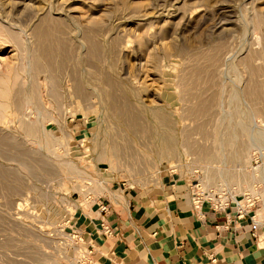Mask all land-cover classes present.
I'll return each mask as SVG.
<instances>
[{"label": "rangeland", "instance_id": "rangeland-1", "mask_svg": "<svg viewBox=\"0 0 264 264\" xmlns=\"http://www.w3.org/2000/svg\"><path fill=\"white\" fill-rule=\"evenodd\" d=\"M43 18L63 25L53 35L64 47L51 73L29 63L42 53L33 30ZM0 25L19 44L0 42V75L17 66L24 99L0 117V264H72L71 229L102 188L148 185L165 170L200 184L199 192L239 195L260 182L252 167L264 159L249 134L246 163L217 165L241 183H209L201 150L216 152L239 118L253 132L264 128V93L258 112L247 94L264 89V0H0ZM234 102L240 113L232 115ZM198 104L211 109L194 116ZM128 106L145 129L126 135L140 154L131 166L103 149L108 133L124 128L118 113ZM161 114L172 124L174 154L159 155L151 138ZM25 123L37 125L32 136Z\"/></svg>", "mask_w": 264, "mask_h": 264}, {"label": "crops", "instance_id": "crops-1", "mask_svg": "<svg viewBox=\"0 0 264 264\" xmlns=\"http://www.w3.org/2000/svg\"><path fill=\"white\" fill-rule=\"evenodd\" d=\"M192 183L165 170L148 185L110 186L74 227L98 264H264V198L238 218L234 205L195 209Z\"/></svg>", "mask_w": 264, "mask_h": 264}, {"label": "bare ground", "instance_id": "bare-ground-1", "mask_svg": "<svg viewBox=\"0 0 264 264\" xmlns=\"http://www.w3.org/2000/svg\"><path fill=\"white\" fill-rule=\"evenodd\" d=\"M259 21H260V19H259ZM52 23H54L53 26L51 25ZM62 26L63 25L61 23L52 22V20L50 18L41 19L40 22L35 26V28L33 30V35L37 39L38 46L40 48H42V53H40V55H38V56L31 53V55L29 57V59H30L29 63L31 64V68H30L31 70H34V71H36V70L41 71L42 70V71L51 73V70H54V68L57 67V63L59 62V64H60V61H57L56 57L59 56L60 54L63 55L60 51V48L64 47V42H62L61 40L54 39L53 35L56 33H63L60 31V28H62ZM50 41H54L56 43V46L53 47L51 45L52 42H50ZM0 42L2 44H6L7 46H11V45L16 46V44H18V36L12 27L0 25ZM92 46H93V48H97L95 45H92ZM66 56H67V53L65 52L64 59H66ZM150 59L152 60L153 57H151ZM154 62H157V61H154ZM62 63H63V61L61 62V65H62ZM150 64H151V62H150ZM156 65H157V63H156ZM0 67H2V66H0ZM61 67L62 66H60V68ZM12 72H13V74H12ZM33 75H35V74H33ZM18 80H19V70H17V66H15V65L10 66L5 71H3L2 74L0 75V117L3 116V113L8 108L10 101L13 100L12 105L15 106L16 109H19L23 105L22 100H24V99H22V96H23L21 94L22 91L20 92V90L16 89V86L18 85ZM53 81H54V77H53ZM259 91H261V92L258 93L255 90H253L252 88L247 91V94L249 96H252L254 94V99H250V101H249L250 102L249 104H251L250 106L252 107L251 109H253L254 112H258V110H259V105H258L260 102L259 97H260L261 93H264V89L259 90ZM32 95L34 96V93L31 94V96ZM84 95H85L84 97H86L87 94H84ZM31 96H28V97H31ZM88 96L89 95H87V97ZM82 98H83V96H82ZM88 99H90V98H88ZM236 99H237V97H234L233 100H236ZM212 100H213L214 104H212L211 106L215 107L217 104L216 101H218V96L216 94H214L212 96ZM29 101H31V100H29ZM83 102H85V101H83ZM236 102H234V103H236ZM120 104H121V102H120ZM238 104L239 103H236L235 109L232 111V115L240 113V111L238 110V107H239ZM211 106H206L204 104H198V105L194 106L191 113L194 116L206 114L209 111V109H211ZM88 107L86 109H88ZM133 107H134V105H133ZM262 112H263V110H262ZM138 114H139V112H138ZM118 115L121 117V120L123 121V124H124L123 127L124 128H121L120 130H116L115 131L116 135L115 134L112 135L111 131L109 130L110 132L108 133V135L110 136V138L104 144L103 149H104V153H108V152L111 153V156L114 158V161H118V162L122 161L124 163H129V165H130V163H132V162L134 163L137 161V159H138L137 157L140 154H139V152H136L135 148H133V140L135 141V139L128 140V138H126V135L134 137V135L141 133V131L145 132V129L142 126V124L140 123L139 116H137V114L134 115V112H132V110L129 106H128V108L125 109V111L119 112ZM164 117L165 116L162 114L158 116V118L160 120L158 127L156 129L152 130V133H151V138H154L155 141L157 142V144H154V147H156L158 149V153L161 156L165 155L167 152H169L171 154H174V152H175V146H174V143L172 141L173 135H172V133L168 134V132H167V130L171 131L173 129L172 124L170 121L167 120V118H164ZM235 120H236V118H235ZM227 125H228V122H227ZM24 126H25V129L28 131V133L31 136L34 134V132L37 128V125L30 124V123H25ZM228 130H229V133H226V134L224 133L225 137L222 134L219 135L220 140L217 144L218 147H216V149L218 151V152L216 151L217 153L215 151H213L214 149H212V148H214V147H211L210 151L212 150L213 153H215V154H212L210 151H204L203 149L202 150L200 149L201 153L203 152L202 158L206 159L210 165L209 169H211V170L213 169L210 172V176H208V178H207V181L209 183L218 176L220 178H222L224 181L230 180V179L237 180V183H241L243 181V180L241 181L242 178H238L241 176H237L236 174H230L229 172L223 173V171L221 169H219L217 167V165H218L219 161H223V160L230 162V163H233V164L234 163H244V162L246 163L247 162L245 155H246V152L248 151V148H245L246 146H245V142H244V138H245V136H247V134H249V136H250L249 137L250 142H253L255 147L257 149H259L260 155L264 159V128H262L261 130H258L257 132H253L252 126L249 125L248 123H245L243 120H240V118H239L238 120L233 121L231 125H229ZM185 135H186V137H184V138H187L188 132L186 134H184V136ZM45 138H46V136H45ZM185 140H187V139H185ZM155 141H154V143H155ZM183 141H184V139H183ZM188 142H190V140ZM243 142H244V144H243ZM140 143H142V142H140ZM184 144L185 145L187 144L186 141H184ZM47 146H48V144H47ZM142 146H146V144L145 145L143 144ZM191 146H192L191 143H189L185 147L191 149ZM183 147H184V145H183ZM249 148H251V147H249ZM125 159H126V161H124ZM70 166H72V165L68 164L69 168H70ZM214 169H216V170H214ZM251 176L253 177L252 178L253 180L257 179L260 182L264 181V165H261V166L259 165V168L257 167L256 169L253 168V175H251ZM91 181H92V183L94 181L99 182L98 180H95V179H91ZM257 183H259V182L254 183L253 186ZM95 186H96V188L100 187V186H98V184ZM194 186L198 187V186H200V184H194ZM204 186L207 187V183L204 184ZM101 187H103V186L101 185ZM102 189L106 190L107 192L109 191L108 187L102 188ZM207 190L208 189H206V192H208ZM223 190L224 189L222 188L218 191L221 192Z\"/></svg>", "mask_w": 264, "mask_h": 264}, {"label": "built area", "instance_id": "built-area-1", "mask_svg": "<svg viewBox=\"0 0 264 264\" xmlns=\"http://www.w3.org/2000/svg\"><path fill=\"white\" fill-rule=\"evenodd\" d=\"M257 167L259 165L252 168L256 169ZM198 189L192 183V203L195 209H198L204 202L210 203L214 210H222L234 205L238 218H244L246 209L256 207L264 198V181L255 184L249 191L239 195H234L231 191H226V189L215 193L211 191L199 192ZM101 209L105 212L107 207L101 206ZM252 220L254 221V216H252ZM103 229L105 234L109 232L107 226H104ZM71 230L73 242L70 245V249L74 252L72 264H98L94 258V246L92 243L86 242L80 229L74 227Z\"/></svg>", "mask_w": 264, "mask_h": 264}]
</instances>
